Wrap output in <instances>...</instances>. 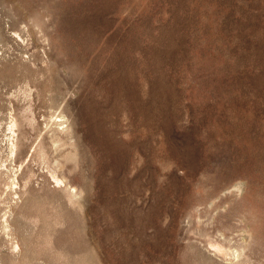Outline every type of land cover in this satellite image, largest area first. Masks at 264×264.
I'll return each instance as SVG.
<instances>
[{
    "label": "rangeland",
    "instance_id": "rangeland-1",
    "mask_svg": "<svg viewBox=\"0 0 264 264\" xmlns=\"http://www.w3.org/2000/svg\"><path fill=\"white\" fill-rule=\"evenodd\" d=\"M0 264H264V0H0Z\"/></svg>",
    "mask_w": 264,
    "mask_h": 264
}]
</instances>
